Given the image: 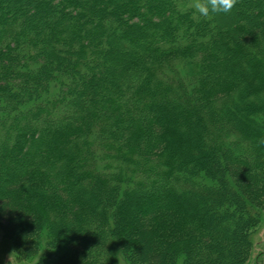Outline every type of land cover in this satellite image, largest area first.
Masks as SVG:
<instances>
[{"label": "trees", "instance_id": "16d2710c", "mask_svg": "<svg viewBox=\"0 0 264 264\" xmlns=\"http://www.w3.org/2000/svg\"><path fill=\"white\" fill-rule=\"evenodd\" d=\"M263 213L264 0L207 18L0 0V227L20 259L246 264Z\"/></svg>", "mask_w": 264, "mask_h": 264}, {"label": "rangeland", "instance_id": "374dc122", "mask_svg": "<svg viewBox=\"0 0 264 264\" xmlns=\"http://www.w3.org/2000/svg\"><path fill=\"white\" fill-rule=\"evenodd\" d=\"M195 4L196 1L192 0ZM227 249H232L229 242L224 244ZM44 252V251H43ZM43 252L29 261L19 258L18 251L15 248L14 241L8 238L0 227V264H49L50 261L42 259ZM119 264H126L120 259ZM246 264H264V213L261 225L255 230L253 235V249L249 261Z\"/></svg>", "mask_w": 264, "mask_h": 264}, {"label": "clouds", "instance_id": "9594fccd", "mask_svg": "<svg viewBox=\"0 0 264 264\" xmlns=\"http://www.w3.org/2000/svg\"><path fill=\"white\" fill-rule=\"evenodd\" d=\"M235 2L236 0H197L194 8L198 15L207 18L212 14L230 12Z\"/></svg>", "mask_w": 264, "mask_h": 264}]
</instances>
